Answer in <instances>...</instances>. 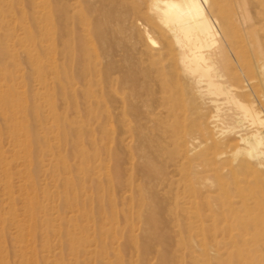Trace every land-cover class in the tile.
<instances>
[{
	"label": "bare ground",
	"instance_id": "1",
	"mask_svg": "<svg viewBox=\"0 0 264 264\" xmlns=\"http://www.w3.org/2000/svg\"><path fill=\"white\" fill-rule=\"evenodd\" d=\"M81 1L60 0L61 24L71 25L74 43L67 45L71 51L81 49L82 31H88L81 26ZM133 3L84 13L93 16L98 39L110 43L104 68L91 76L94 85L103 82L111 101L107 100L108 174L95 172V189L103 191L109 211L127 225L174 229L208 222L220 230L218 264H260L264 260V0H255L254 9L251 0ZM32 21L38 26L40 38L35 43L42 46L44 57L32 53L38 64V105L33 108L38 130L30 134L21 121L25 93L19 71L10 68L9 56L14 53L6 44L21 35L18 27L31 31ZM127 23L130 31L140 24L146 40L133 33L125 37ZM0 30L5 32L0 42V177L7 188L13 173L26 182L30 166L41 165V173L52 176L61 169L60 118L50 99L58 78L57 30L42 0H0ZM154 34L161 39L157 49ZM5 145H10L9 153ZM192 160H199L204 169H188ZM206 173L220 183L217 195H207L204 206L197 188L181 182L203 179ZM28 187L17 188L27 195ZM12 193L10 189L6 194ZM203 208L216 212V217H205ZM19 229L26 230L23 225ZM32 229L34 225L29 232ZM165 239L152 234L148 244H162ZM166 249L165 256L170 254Z\"/></svg>",
	"mask_w": 264,
	"mask_h": 264
},
{
	"label": "rangeland",
	"instance_id": "2",
	"mask_svg": "<svg viewBox=\"0 0 264 264\" xmlns=\"http://www.w3.org/2000/svg\"><path fill=\"white\" fill-rule=\"evenodd\" d=\"M133 1L138 0H83L80 7L87 13L93 8L110 10L114 4H134ZM254 1L251 0L250 5L253 9ZM42 2L50 10L51 23L57 30L58 78L52 83L55 92L50 99L55 102L60 118L62 165L58 174L53 176L42 174L41 165L30 166L26 182L13 173L8 178L11 184L7 188L0 177V264H25L23 259L27 257L30 264H218L220 230L208 222L188 228L146 229L142 223L127 225L119 215L109 211L102 197L103 191L95 189L94 181L95 172L102 176L108 174L106 131L110 117L107 106L111 101L106 98L103 82L94 85L91 76L96 69L104 68L110 43L98 39L94 33L97 27L93 16L83 13L81 26L89 32L82 31L81 49L71 51L67 46L74 43L71 25L61 24L60 0ZM29 25L31 31H22L18 27L17 32L21 35L11 38L6 45L13 50L14 57L9 56L10 68L19 71V81L26 97V111L21 115V121L31 134L38 130L33 108L38 105L35 95L39 88L38 64L32 53L44 57V50L35 43L40 38L35 21ZM130 28V23L124 25L125 37L133 33L136 39L146 40L141 35L140 24L133 31ZM3 33L0 30V42ZM153 38L158 44L153 48L157 49L160 36L154 34ZM96 94L97 98L94 97ZM114 121H118L115 116ZM4 149L9 153L10 145H5ZM186 167L204 169L205 165L192 160ZM181 183L195 186L198 196H202L199 202L206 206L205 197L217 195L215 191L220 182L211 173H206L203 179L183 180ZM23 184L29 186L27 195L17 188ZM10 189L13 193L6 194ZM203 211L205 217H216V212ZM20 225L26 230L20 231ZM33 225L35 231L29 232ZM152 234L166 239L160 245L158 242L148 244ZM166 248L170 254L165 256ZM260 264H264V260Z\"/></svg>",
	"mask_w": 264,
	"mask_h": 264
}]
</instances>
